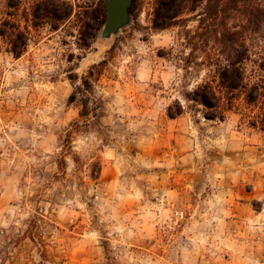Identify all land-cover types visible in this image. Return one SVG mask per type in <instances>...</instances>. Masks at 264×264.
Masks as SVG:
<instances>
[{"label": "rangeland", "instance_id": "374dc122", "mask_svg": "<svg viewBox=\"0 0 264 264\" xmlns=\"http://www.w3.org/2000/svg\"><path fill=\"white\" fill-rule=\"evenodd\" d=\"M66 1L54 30L39 0H0V28L30 37L15 57L0 36V264H264L259 106L241 95L212 120L192 99L219 83L217 21L160 29L155 0H135L106 40L100 0ZM86 75L96 118L68 103Z\"/></svg>", "mask_w": 264, "mask_h": 264}, {"label": "trees", "instance_id": "16d2710c", "mask_svg": "<svg viewBox=\"0 0 264 264\" xmlns=\"http://www.w3.org/2000/svg\"><path fill=\"white\" fill-rule=\"evenodd\" d=\"M100 7L105 10L103 0H100ZM72 10V4L66 0H39L34 17L52 20L51 27L56 30L69 19ZM198 10L200 24L209 19L217 21L214 23L217 26L214 65L219 83L204 81L198 84L192 99L204 105L207 119L215 120L224 119L226 112L243 95L246 103L259 106L251 123L264 130V75L261 73L264 72V0H155V26L168 28L188 19L183 17L185 14ZM235 18H239V23L231 24ZM0 36L15 57L26 51L30 40L19 23L7 19L2 22ZM249 62L254 66L253 74L259 76L257 81L247 76ZM76 101L80 102L81 116L98 117L101 99L96 96L94 83L88 75L75 85L68 97L69 104Z\"/></svg>", "mask_w": 264, "mask_h": 264}, {"label": "water", "instance_id": "95a60500", "mask_svg": "<svg viewBox=\"0 0 264 264\" xmlns=\"http://www.w3.org/2000/svg\"><path fill=\"white\" fill-rule=\"evenodd\" d=\"M106 20L100 33L101 39L111 40L126 27L132 18V0H104Z\"/></svg>", "mask_w": 264, "mask_h": 264}]
</instances>
